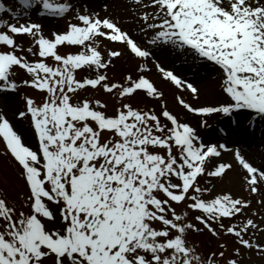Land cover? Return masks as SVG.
I'll return each instance as SVG.
<instances>
[{
  "label": "snow or ice",
  "instance_id": "obj_1",
  "mask_svg": "<svg viewBox=\"0 0 264 264\" xmlns=\"http://www.w3.org/2000/svg\"><path fill=\"white\" fill-rule=\"evenodd\" d=\"M17 3L13 9L0 0V12L69 22L46 34L30 17L0 19V93L39 94L21 93L24 104L15 114L28 122L35 143L0 110L3 154L26 187L15 197L0 187V264H242V248L264 257V242L256 239L264 214L248 215L251 199L218 192L211 182L232 168L220 159L231 151L245 190L261 195L264 205V168L220 142L224 136L205 142L145 74L154 68L199 98L195 83L163 63L166 53L179 51L217 68L225 94L215 105L177 95L187 113L264 118V0H130L135 32L108 4L101 15L71 0ZM18 37H27V46ZM125 53L138 61L136 75L113 80L108 69ZM21 70L26 78L17 79ZM101 90L118 104L111 112L95 96ZM140 93L158 99L160 111L125 102ZM205 230L231 235L239 247L226 256L220 243V251L202 254L189 235Z\"/></svg>",
  "mask_w": 264,
  "mask_h": 264
},
{
  "label": "rangeland",
  "instance_id": "obj_2",
  "mask_svg": "<svg viewBox=\"0 0 264 264\" xmlns=\"http://www.w3.org/2000/svg\"><path fill=\"white\" fill-rule=\"evenodd\" d=\"M114 0H71L74 5L87 4L88 6H96L109 4ZM6 5H10L13 9H18L19 5L17 0H3ZM56 2H67V0H56ZM103 12V8L96 10ZM73 15L72 13L69 14ZM39 20L44 25L46 34H50L52 30L58 28H64L69 22L68 19L57 18L54 16L40 17L34 12H29L28 17H16L13 18L8 12H0V19L9 20L15 22L19 20L23 22L24 19ZM124 27L130 28L135 32V28L131 23V19L128 17H122L121 19ZM75 22V21H73ZM139 35V34H137ZM27 46V37H18ZM104 43H107L105 41ZM104 44L101 45L103 47ZM108 47L123 49L122 44H108ZM163 63L165 66L173 69L177 74L184 78L195 81V78H200V83L195 81V84L200 88L199 98H193L189 91H180L170 82L162 79L160 74L153 68L149 73L151 79L157 84L158 88L163 91V100L166 102L168 108L174 113H178L181 116L197 127L198 133L201 135L205 142H216L217 134L224 136L225 139L221 140L222 143H227L229 148L239 147L242 154L255 166L264 168V118L249 117L246 112H237L232 115H225L222 113L210 114L205 117H199L191 113H187L176 100V96L180 95L193 105L210 104L215 105L218 102H222L225 94L220 86L222 75L219 70L213 67L211 64H202L199 61H194L192 57L185 56L179 51H171L163 56ZM138 61L131 58L127 53L121 56L119 59H114L113 65L109 67L108 74L113 80L121 79L125 74L131 72L133 76L136 75V67ZM86 74L82 73L81 75ZM26 78V74L21 70L18 73L17 79ZM21 93H28L39 98V94L30 88H21L20 92L12 93L5 92L0 93V110L4 111L7 116L13 120L18 130L24 135L27 141L35 143L33 135L29 129L27 121L18 120L15 116L16 112L22 109L24 101L21 97ZM88 95V93H84ZM96 97L103 99L108 104V111L111 112L118 104L115 103L114 98L106 95L101 90L95 93ZM130 102L133 106L155 108L157 112L160 111V101L158 99L148 98L143 93L131 97ZM199 120H206V126L199 125ZM220 129H224V132H220ZM223 162L230 163L232 168L226 170L225 174L221 177L211 178L212 184L216 187V191H231L233 195H241L244 198L251 199V208L245 209L248 215L252 214V210L256 209L261 214H264V205L260 204L261 195L249 194L244 188V182L242 180L243 170L236 161L233 152H223L221 158ZM201 183H204L202 180ZM0 187L5 188L9 195L12 197L17 196L19 193L26 191L24 181L19 176L17 166L14 162L3 154V144L0 143ZM54 212L57 214V221L59 220L58 208L55 205H51ZM198 213H193V215ZM258 219L259 217H254ZM264 223V221H261ZM49 227H59V224H49ZM189 239L198 246V250L202 254H207L210 251H220L218 248L220 243L227 245L225 252L226 256L233 254V248L239 247L235 244V239L231 235H223L219 238L213 237L206 230L203 233H191ZM256 239L264 242V232H257ZM242 264H264V257H261L255 253V250L248 252L241 249Z\"/></svg>",
  "mask_w": 264,
  "mask_h": 264
},
{
  "label": "bare ground",
  "instance_id": "obj_3",
  "mask_svg": "<svg viewBox=\"0 0 264 264\" xmlns=\"http://www.w3.org/2000/svg\"><path fill=\"white\" fill-rule=\"evenodd\" d=\"M129 3L130 0H114L113 2H110L109 5V12L115 16L121 19L122 17H128L131 19L130 13H129ZM91 10H98L100 7L103 8L101 5L96 6H88ZM106 13L103 11L101 12V15H105ZM196 82L200 83V78L194 79ZM195 81H192L195 83ZM248 159V158H247Z\"/></svg>",
  "mask_w": 264,
  "mask_h": 264
},
{
  "label": "trees",
  "instance_id": "obj_4",
  "mask_svg": "<svg viewBox=\"0 0 264 264\" xmlns=\"http://www.w3.org/2000/svg\"><path fill=\"white\" fill-rule=\"evenodd\" d=\"M225 223L227 224L228 223V220H225Z\"/></svg>",
  "mask_w": 264,
  "mask_h": 264
}]
</instances>
